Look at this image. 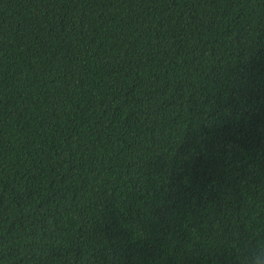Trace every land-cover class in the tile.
Returning <instances> with one entry per match:
<instances>
[{"label": "trees", "instance_id": "trees-1", "mask_svg": "<svg viewBox=\"0 0 264 264\" xmlns=\"http://www.w3.org/2000/svg\"><path fill=\"white\" fill-rule=\"evenodd\" d=\"M264 237V0H0V264H246Z\"/></svg>", "mask_w": 264, "mask_h": 264}, {"label": "clouds", "instance_id": "clouds-1", "mask_svg": "<svg viewBox=\"0 0 264 264\" xmlns=\"http://www.w3.org/2000/svg\"><path fill=\"white\" fill-rule=\"evenodd\" d=\"M246 264H264V237H253L247 253Z\"/></svg>", "mask_w": 264, "mask_h": 264}]
</instances>
